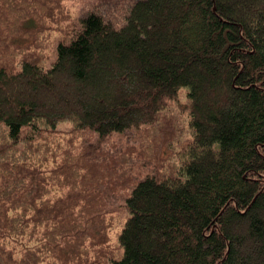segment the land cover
<instances>
[{"label":"trees","instance_id":"trees-1","mask_svg":"<svg viewBox=\"0 0 264 264\" xmlns=\"http://www.w3.org/2000/svg\"><path fill=\"white\" fill-rule=\"evenodd\" d=\"M0 264H264V0H0Z\"/></svg>","mask_w":264,"mask_h":264},{"label":"rangeland","instance_id":"rangeland-1","mask_svg":"<svg viewBox=\"0 0 264 264\" xmlns=\"http://www.w3.org/2000/svg\"><path fill=\"white\" fill-rule=\"evenodd\" d=\"M133 0H63L64 6L69 9L73 18L81 17L86 11L94 10L106 20L120 27L124 22L127 8ZM53 35H64V28L54 27ZM111 246L115 249V239H111Z\"/></svg>","mask_w":264,"mask_h":264}]
</instances>
